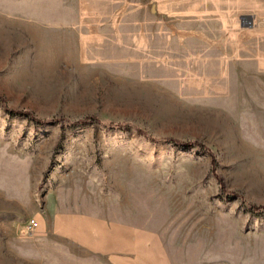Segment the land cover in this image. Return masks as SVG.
Here are the masks:
<instances>
[{
  "label": "rangeland",
  "instance_id": "374dc122",
  "mask_svg": "<svg viewBox=\"0 0 264 264\" xmlns=\"http://www.w3.org/2000/svg\"><path fill=\"white\" fill-rule=\"evenodd\" d=\"M76 10L0 0V264H264V75L201 97Z\"/></svg>",
  "mask_w": 264,
  "mask_h": 264
},
{
  "label": "crops",
  "instance_id": "0c3cea01",
  "mask_svg": "<svg viewBox=\"0 0 264 264\" xmlns=\"http://www.w3.org/2000/svg\"><path fill=\"white\" fill-rule=\"evenodd\" d=\"M75 17L78 27L135 41L142 56L181 59L201 97L226 90L234 65L264 75V0H77Z\"/></svg>",
  "mask_w": 264,
  "mask_h": 264
},
{
  "label": "trees",
  "instance_id": "16d2710c",
  "mask_svg": "<svg viewBox=\"0 0 264 264\" xmlns=\"http://www.w3.org/2000/svg\"><path fill=\"white\" fill-rule=\"evenodd\" d=\"M9 114L12 115V116L28 117L30 120L34 121L31 118V116H30L31 114L29 112H27V111H13V112L10 111ZM81 123L82 122H76V123L73 124V126H77V125H79ZM181 145L190 146V145H193V144L192 143H184V144H181ZM194 145H196V144H194ZM212 174L214 175V171H212ZM214 177L219 180V178L217 176H214ZM231 196L236 197L235 195H231ZM248 208H249L250 211H253V212L259 211L261 209H264V207H254V206H249Z\"/></svg>",
  "mask_w": 264,
  "mask_h": 264
},
{
  "label": "built area",
  "instance_id": "2783aa9c",
  "mask_svg": "<svg viewBox=\"0 0 264 264\" xmlns=\"http://www.w3.org/2000/svg\"><path fill=\"white\" fill-rule=\"evenodd\" d=\"M36 222L34 221V220H30L29 222H28V228L31 230V229H33V228H35L36 227Z\"/></svg>",
  "mask_w": 264,
  "mask_h": 264
}]
</instances>
